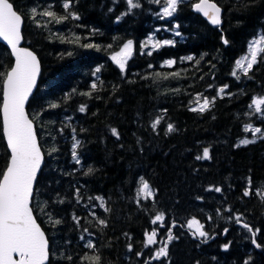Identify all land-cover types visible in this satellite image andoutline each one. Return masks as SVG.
<instances>
[{
  "label": "trees",
  "instance_id": "16d2710c",
  "mask_svg": "<svg viewBox=\"0 0 264 264\" xmlns=\"http://www.w3.org/2000/svg\"><path fill=\"white\" fill-rule=\"evenodd\" d=\"M11 1L25 19V45L42 62L28 111L46 155L33 207L54 253L50 264H89L83 260L85 254H94L85 246L88 240L96 245L101 264H144L163 246L172 221L177 224L173 232L180 238L169 246L171 264H244L249 258V264H264V250L252 244L251 233L233 218L242 214L243 222L260 229L256 239L264 244V200L255 195L264 189V138L258 134L255 143L236 146L245 137L253 138L244 131L245 125L264 130V116L248 107L253 98L264 97V62L255 65L248 77L231 75L236 60L249 54V43L264 31V0H215L224 10L219 26L195 10L199 0H182L178 11L167 18H161L162 4L154 0H139L141 7L128 15H124L126 0H73L71 11L80 19L62 23L39 14L33 19L31 9L39 13L50 8L65 15L64 0ZM150 35L174 40L175 46L142 48ZM77 36L78 43L69 42ZM128 40L133 41V51L122 73L112 56ZM86 43L98 45L99 50L81 46ZM188 56L193 59H182ZM169 59L175 64L168 66ZM13 63L12 52L0 42V76ZM97 67L99 73H95ZM2 84L0 80V105ZM225 84L229 86L226 93L232 95L221 99L218 91ZM89 92L90 96L82 95ZM197 94H202L201 99L216 97L208 111H189ZM51 103L59 106L49 108ZM81 105L86 106L83 113ZM161 116L153 131L151 124ZM168 123L176 131L167 133ZM73 128L82 145L77 149L80 164L72 158ZM112 128L118 130L119 139L112 135ZM53 147L58 151L49 155ZM204 147L209 148L211 159L196 160ZM9 157L0 113V178ZM88 167L95 171L85 175ZM141 176L158 195L138 206L135 196ZM249 177L253 194L245 197ZM210 187L223 191H207ZM76 188H80L79 203ZM96 196H103L105 208L111 211L101 208ZM198 196L203 200H197ZM61 199L64 203H59ZM228 208L232 211H225ZM160 211L166 214L163 228L160 222L151 223ZM49 214L62 223L53 226ZM73 214L81 218L79 226ZM192 217L214 238L207 243L193 239L186 227ZM98 218L105 219L107 227L100 226ZM154 228L158 243L144 248L145 232ZM225 228L229 229L226 235ZM229 241L230 248L224 251L222 245ZM137 252L143 255L137 257ZM68 255L71 261L65 258Z\"/></svg>",
  "mask_w": 264,
  "mask_h": 264
},
{
  "label": "snow or ice",
  "instance_id": "6c2138e0",
  "mask_svg": "<svg viewBox=\"0 0 264 264\" xmlns=\"http://www.w3.org/2000/svg\"><path fill=\"white\" fill-rule=\"evenodd\" d=\"M157 4H162V17H172L177 11L178 6L182 3V0H154ZM128 5V11L124 15L131 13L132 9L141 7L139 0H126ZM73 6V0H64L62 7L65 15H58L55 11L50 8H45L41 12H37L34 7L31 9L32 18L35 19L37 14L47 17L50 21L55 23H62L65 20L71 18L79 20V15L71 11ZM194 8L197 12L202 13L203 16L207 17L213 25H219L221 23V12L222 9L217 6L216 3L210 2V0H199L198 3L194 4ZM111 11V9H110ZM120 18L117 17V20ZM23 23L22 14H20L10 0H0V38L7 41L11 46L12 53L15 57L14 66L3 76H0L3 84V102L0 105V113L3 117V134L6 138L7 147L10 151V157L6 166V169L2 173L0 178V264H50V255H54L51 252L49 241L42 231L40 225L37 223L33 215V208L30 207V203L34 193V184L37 182L38 172L41 170V165L44 161V153L38 143L37 134L34 130L33 119L29 118V115L25 111V104L29 100L30 95L33 93V89L36 87L37 76L40 71V65L37 57L34 53L26 48H20L19 44L22 39L21 26ZM177 28L179 25L176 26ZM176 36H181V32L175 31ZM260 39L254 40L249 43L248 51L249 55L244 56L242 59H238L235 62V68L231 75L236 79L240 76L238 73H243L244 76L248 77L249 73L253 70L254 66L260 62H264V31L260 33ZM80 37H75L73 41L79 42ZM223 43L227 45L229 41L223 40ZM86 49L97 48L99 46L94 43H86L81 45ZM151 46L152 50H158L164 46H175V41L165 39L163 41L153 40L149 37L142 48ZM133 51V41L128 40L124 44L120 52L112 56V60L119 66L123 73L126 68V63ZM147 55H152V51H148ZM258 57L261 59L258 60ZM182 59L192 60L193 57L188 56ZM175 60L169 59L165 63L168 66L175 64ZM199 63V61H197ZM101 71L100 67L95 69V73ZM94 73V75H95ZM173 75H179L174 73ZM211 87V86H209ZM228 85L222 86L218 95L221 99L227 94L231 96V92H227ZM93 91L97 89V84L91 85ZM82 95H91V93H82ZM197 94L195 97L196 104L194 107H190L189 111L204 113L210 109V106L215 103L216 97L211 100L207 96ZM59 105L51 103L48 105L49 108H57ZM264 98H253L251 103L248 105L250 109H254L256 114L264 116ZM81 113L86 111V106L81 105L79 108ZM166 111V110H165ZM163 117H157L151 124L153 131L157 129V126L161 123ZM62 131V129H61ZM176 131L174 124H167V133ZM245 132H251L253 138L247 137L241 139L239 144L248 145L256 142L257 134H261V138H264V130L260 127H253L251 124H247L244 127ZM72 158L76 164H80L81 160L77 149L80 148L81 141L77 139L76 129H72ZM111 133L116 139H119V132L116 128L111 129ZM139 143V141H138ZM58 151L53 147L48 153ZM142 151V149H141ZM196 160H210V150L208 147H204L202 155H197ZM95 170L92 167H88L85 175L92 174ZM251 178H248V187L244 190L243 196L248 197L253 194L251 189ZM207 191H215L221 193L223 189L221 187H210ZM158 195V190L153 189L150 183L141 176L139 178V186L136 189L135 201L139 206L141 201L144 200H155ZM255 195L261 197L264 200V189H258L255 191ZM77 203L80 202V188H76ZM93 199L89 197V200ZM95 200L99 201V206L105 208V198L103 196H96ZM197 200L202 201L203 197L198 196ZM59 203H64L61 199ZM45 207L47 204L45 203ZM105 211H111L110 208H105ZM217 214H220V209H217ZM225 211L231 212V208L225 209ZM95 217V212L90 213ZM166 214L163 211L157 212L154 218L151 220L152 224L160 222V227H164ZM234 220L237 224H240L244 229L251 233L252 244L256 248L264 250V244L257 241L256 237L260 233V229H253L249 223L243 222L242 214L234 215ZM49 219L52 221L53 226L60 225L61 219L54 218L49 214ZM73 221L77 226L80 225L81 218L73 214ZM209 221L213 219L211 215L207 217ZM97 223L102 227H107V221L105 219H97ZM195 226V227H194ZM177 227L175 221H172L171 226L168 228L166 238L161 242L163 246L157 248L153 255L145 260L144 264H151L152 261L164 260L167 264H171V258L169 254V246L173 241H178L179 236L175 235L173 229ZM189 234L193 239H198L201 243H207L214 237L205 230V225L201 223L196 217H192L187 221L186 224ZM85 233H88V229L84 228ZM229 229L225 228L223 233L226 235ZM91 235V233H89ZM127 236L128 234L125 233ZM158 229H153L151 232H145V243L144 248L155 245L157 241ZM81 240L85 237L82 235ZM131 239V237H129ZM231 241L222 245L224 251L230 248ZM88 249L93 250L92 255L85 254L83 257L84 261L89 264H101V256L96 253V245L88 240L86 245ZM128 251L133 250V245L129 243L127 245ZM142 252H137L136 256H142ZM68 261H71L73 257L68 255L65 257ZM251 258H249L250 260ZM249 260H246L244 264H249ZM199 264V261L196 262Z\"/></svg>",
  "mask_w": 264,
  "mask_h": 264
},
{
  "label": "water",
  "instance_id": "95a60500",
  "mask_svg": "<svg viewBox=\"0 0 264 264\" xmlns=\"http://www.w3.org/2000/svg\"><path fill=\"white\" fill-rule=\"evenodd\" d=\"M10 2H12V1L10 0ZM210 2L216 3L217 6H219V7L222 9V12H221V23H222V22H223V15H224V10H223L222 6H220V5H219L216 1H214V0H210ZM12 3H13V2H12ZM13 5H14V3H13ZM14 8L17 10V8H16L15 5H14ZM17 11H18V10H17ZM18 12H19V11H18ZM19 13H20V12H19ZM20 14H21V13H20ZM201 14H202V13H201ZM202 15H203V14H202ZM22 17H23V23H22V26H21V35H22V39H21V41H20L19 47H20V48H26V49L32 51V52L34 53V55L37 57V59H38V61H39V65H40V71H39V74H38V76H37L36 87L33 89V93L30 95L29 100H28V101L26 102V104H25V111H26V113L29 115V118L32 119L31 116H30V114H29V111H28V105H29V102H30L32 96H33L34 93L36 92L38 85H39V81H40V77H41V73H42V62H41V59H40V56L38 55V53H37L35 50H33L31 47L25 45V38H24V34H23V28H24L25 19H24V16H23V15H22ZM204 17H205V16H204ZM205 18L208 19L207 17H205ZM208 20H209V19H208ZM209 21H210V20H209ZM210 22H211V21H210ZM221 23H220V24H221ZM220 24H219V25H220ZM0 42L4 43V44L10 49V51L12 52L11 46L7 43V41L3 40V38H0ZM12 55H13V53H12ZM13 57H14V55H13ZM14 63H15V57H14ZM14 63H13V66H14ZM13 66H12V67H13ZM9 70H10V69H9ZM2 119H3V117H2ZM33 125H34V130L36 131V134H37L38 143H39V145H40V147H41V149H42V152L44 153V161H43V163H42V165H41V170L38 172V175H37V179H38V177H39V175H40V173H41V171H42V169H43V166H44V164H45L46 155H45V152H44L43 147H42L41 142H40V137H39L38 130H37V124H36V122H35L34 120H33ZM5 140H6V138H5ZM9 152H10V151H9ZM36 184H37V182L34 184V193H33V197H32L31 203H30V207L33 208V215H34V218L36 219L37 223L40 225L42 231H44L45 236H46V238H47L48 241H49V245H50V249H51V243H50L49 237H48V235H47V232L45 231L44 227L42 226V224H41L40 221L38 220V218H37V216H36V213H35V211H34V207H33L34 196H35V190H36ZM50 258H51V255H50Z\"/></svg>",
  "mask_w": 264,
  "mask_h": 264
},
{
  "label": "rangeland",
  "instance_id": "374dc122",
  "mask_svg": "<svg viewBox=\"0 0 264 264\" xmlns=\"http://www.w3.org/2000/svg\"><path fill=\"white\" fill-rule=\"evenodd\" d=\"M149 37H152L153 40H160V41H163L162 39H160V38H158V37H156V36H154V35H150ZM149 37H148V38H149ZM148 38H147V39H148ZM260 38H261V37H260V35H259V37H257L256 40H259ZM147 39H146V40H147ZM262 47H264V45H262ZM120 51H121V50H120ZM120 51H119V52H120ZM117 53H118V52H117ZM117 53H115V54H117ZM247 55H249V54H247ZM245 56H246V55H245ZM243 57H244V56H243ZM243 57H242V58H243ZM242 58H241V59H242ZM261 98H264V97H261ZM262 107H264V106H262ZM261 129H262V128H261ZM262 130H263V129H262ZM257 135H258V134H257ZM251 137H253L252 134H251Z\"/></svg>",
  "mask_w": 264,
  "mask_h": 264
}]
</instances>
